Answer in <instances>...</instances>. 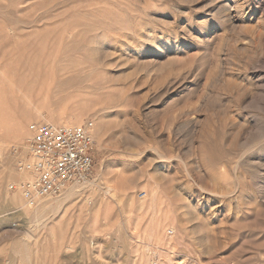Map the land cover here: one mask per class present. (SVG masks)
<instances>
[{"label": "rangeland", "instance_id": "374dc122", "mask_svg": "<svg viewBox=\"0 0 264 264\" xmlns=\"http://www.w3.org/2000/svg\"><path fill=\"white\" fill-rule=\"evenodd\" d=\"M50 117L95 170L38 216ZM0 264H264V0H0Z\"/></svg>", "mask_w": 264, "mask_h": 264}, {"label": "built area", "instance_id": "2783aa9c", "mask_svg": "<svg viewBox=\"0 0 264 264\" xmlns=\"http://www.w3.org/2000/svg\"><path fill=\"white\" fill-rule=\"evenodd\" d=\"M29 130V159L18 163L20 172L36 176L20 186L26 199L57 196L91 179L95 170L93 123L73 127L33 124Z\"/></svg>", "mask_w": 264, "mask_h": 264}, {"label": "bare ground", "instance_id": "6f19581e", "mask_svg": "<svg viewBox=\"0 0 264 264\" xmlns=\"http://www.w3.org/2000/svg\"><path fill=\"white\" fill-rule=\"evenodd\" d=\"M39 115L40 114H38V116ZM55 118L50 117L49 119H47V122H48L47 124H53V125L58 126V127L59 126L68 127L73 122V120L69 119V118H60V119H57V118L55 119ZM56 123H58L60 125H57ZM16 132L19 133L20 136H26V133H27V132H24V127L22 125H19V124L16 127ZM92 135H93V132H92ZM35 179H36V176L32 172L31 173L27 172V174H24V176H23V180L24 181L26 180L25 182H27V181L33 182ZM75 184H77V183H75ZM80 188H81V186H79V185L71 187L65 194H63L64 198H62V199L51 198L50 196H47V198L44 197L45 199H43V200L35 198L34 200L30 201V203L28 202L29 203V205H27L28 211L33 210V213H35L38 216L39 215L41 216L42 214H44L45 211H47L49 209H53L54 207H57L58 205H60L64 200L68 199V197H71L72 195L73 196L77 195V192L79 191ZM13 202L17 204L18 199L15 198ZM35 203H36V205L33 206Z\"/></svg>", "mask_w": 264, "mask_h": 264}]
</instances>
